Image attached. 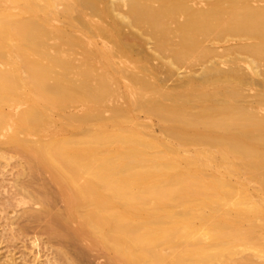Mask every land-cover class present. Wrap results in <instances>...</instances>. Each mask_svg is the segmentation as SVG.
<instances>
[{"label":"bare ground","instance_id":"6f19581e","mask_svg":"<svg viewBox=\"0 0 264 264\" xmlns=\"http://www.w3.org/2000/svg\"><path fill=\"white\" fill-rule=\"evenodd\" d=\"M14 160L0 264H264V0H0Z\"/></svg>","mask_w":264,"mask_h":264},{"label":"rangeland","instance_id":"374dc122","mask_svg":"<svg viewBox=\"0 0 264 264\" xmlns=\"http://www.w3.org/2000/svg\"><path fill=\"white\" fill-rule=\"evenodd\" d=\"M60 9H62V7H60ZM186 71L187 72L190 71L189 68L187 69L185 67L183 69V72H186ZM176 79H177V77L176 78L174 77V79H171L170 81H168L171 83V84L169 83V85L175 84L174 80L176 81ZM257 88H258L257 90H260L259 87H257ZM254 93H255V91H252L251 94H254ZM15 164H16V160H14L12 162V167H8L6 170H3L4 174H0V253L6 254V255L11 254L10 256L13 255L12 256L13 261H14V259L17 260V262H23L24 260H27L28 262H31V263H32V260H34L32 257L35 258L34 255H36V253H38V256L41 255L42 261L46 262L48 260V258L52 259L53 258L52 255L55 256V251L58 248H60V247H57L55 244L51 245L53 243L48 244V242L46 241L47 240L46 238H48V237L46 236L47 235L46 230H44V229H46L47 220L44 219L45 222L42 220L38 224L30 222L31 223L30 224V223H28L29 221L28 222L27 221L22 222V220L19 221V219H15L17 217H15V214H12L11 210L5 211L2 209V204L4 203V201L7 199V197H9L10 194L13 193V191H15V188L13 187L14 186V176H15V173L17 172V169L13 168ZM27 180L31 181V177L29 179L27 178ZM256 186L257 185L255 183H251L250 184L251 190L254 191V188ZM5 190H7L9 192V195L5 193ZM56 206H58V208L56 207L57 209H62L64 204L59 202L58 205H56ZM32 207L33 206L29 205V208H32ZM34 208L40 209L39 206L38 207L34 206ZM18 223L23 224L22 226L25 227L24 232H26V233H24L25 235H22V236L18 235L16 238L12 239L11 238L12 234H17V232H18L17 231ZM27 223L30 225L29 228L27 226L28 225ZM42 223H43V225H42ZM42 232H44V233H42ZM37 238H38L37 243L41 241V244H42V245H40V243H38L40 248H38L37 246H36L37 248L34 247L33 241L36 240ZM46 244L50 245V246H47ZM48 247H50V248H48ZM52 247H53V249L56 248V250H52L51 249ZM49 249H51V250H49ZM36 250H37V252H36ZM39 252H41V253H39ZM96 252H97V254H96ZM96 252L94 251L88 256L84 255L85 257L83 258L82 263H80V264H94L95 262H96L95 264H108V262H106L107 256L102 255L98 251H96ZM29 254H30V256H29ZM98 254H100V258H99ZM96 255L98 256L99 259H97ZM11 261H12V259H11Z\"/></svg>","mask_w":264,"mask_h":264}]
</instances>
